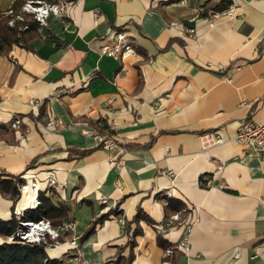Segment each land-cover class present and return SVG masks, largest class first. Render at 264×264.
I'll use <instances>...</instances> for the list:
<instances>
[{"label": "crops", "instance_id": "0c3cea01", "mask_svg": "<svg viewBox=\"0 0 264 264\" xmlns=\"http://www.w3.org/2000/svg\"><path fill=\"white\" fill-rule=\"evenodd\" d=\"M14 1L0 0V9ZM69 1L66 15L40 30L34 51L14 46L0 57V171L37 181L38 193L54 174L52 201L68 206L75 226L69 235L59 227L63 241L48 256L63 264L127 256L120 218L134 228L141 209L154 224L141 223L132 264L161 263L160 233L177 250L176 264H264V158L234 140L245 119L264 122V0H231L235 16L212 28L205 13L222 0ZM119 31L138 55L101 53ZM32 101L46 102L38 122L29 118L39 114ZM14 116L29 118L21 131L8 126ZM100 119L126 152L84 135L86 120ZM214 132L224 143L204 150L203 136ZM206 174L211 184L203 187ZM168 193L188 208L171 226ZM36 196L30 189L13 202L0 193V219L34 209ZM186 236L187 248H177Z\"/></svg>", "mask_w": 264, "mask_h": 264}, {"label": "built area", "instance_id": "2783aa9c", "mask_svg": "<svg viewBox=\"0 0 264 264\" xmlns=\"http://www.w3.org/2000/svg\"><path fill=\"white\" fill-rule=\"evenodd\" d=\"M71 2L69 0H37V1H27L26 4L22 7V13H19L15 16L16 20L23 21V13L32 15L33 19H35L41 26V31L49 25V20L51 17L63 18L67 11ZM236 12V7L234 5H230L227 9L223 11L217 10H209L205 13V22L209 28H212L216 25L218 20L223 17H234ZM6 14L13 15L14 11L10 8L6 11ZM94 22L97 24L101 17V12L99 10H95L94 13ZM11 26L14 24V20L9 23ZM173 26L176 23H172ZM188 33L190 36H195L196 31L194 29H189ZM101 53L104 55L112 56L116 59H122L130 56L138 55L137 50L132 45L130 39L127 34L124 32H117L114 35V38L111 42H107L102 46ZM226 66L223 64L217 65V71L223 73L225 71ZM43 104V101H32L31 106L33 109H38ZM29 119L28 117L22 116H14L8 122V126L10 129L15 131H21V129L25 126V120ZM59 123L53 118H49L46 122V126L49 129H57ZM1 126V123H0ZM85 129L83 130L84 135L93 137L96 141L97 146H100L102 149L107 151L118 150L120 153H124L127 151L126 145L120 143L116 138L111 137L107 134H100L97 129L93 126H90L88 123H85ZM203 149H207L212 145H221L224 143V139L219 132L208 133L203 136ZM235 142L250 149L258 154L259 157L264 158V122L257 123L252 121L251 119H245L238 127L237 134L234 138ZM118 166H122V160L117 161ZM221 168V166H220ZM167 175L172 177L174 173L168 172ZM25 181L24 184L20 186V193H24L28 190H33L37 192V196L34 200L35 208L40 205L39 194L38 193V182L37 181H27L22 177ZM47 188L43 192L46 197L51 196V191L57 188V180L54 174H49L46 178ZM211 184V179L207 180V186ZM167 196H171L170 193ZM23 211L18 218L21 220L24 213L27 211ZM170 224L174 221L180 220V214L176 213L170 217ZM120 221L123 225H125V220L120 218ZM169 224V225H170ZM63 229L66 235L74 233L75 226L72 221H69L63 224ZM61 233L59 228H54L51 222L47 219H41L39 221H20V225L17 228L15 235L8 238L9 242L14 240H18L22 243L29 244H40L47 243L48 241H54V244L57 245L60 242L58 241L59 237H61ZM188 238L187 236L184 240L177 246L179 249H186ZM70 246L75 249L77 252L79 251V239L75 235H72L69 239ZM175 247L168 248L164 251L162 260L160 264H173L172 258L174 255ZM239 255H236V258ZM76 260L79 261V257L76 256ZM111 264V263H106ZM229 264H233V261Z\"/></svg>", "mask_w": 264, "mask_h": 264}, {"label": "trees", "instance_id": "16d2710c", "mask_svg": "<svg viewBox=\"0 0 264 264\" xmlns=\"http://www.w3.org/2000/svg\"><path fill=\"white\" fill-rule=\"evenodd\" d=\"M27 1L37 0H15L11 9L14 11L13 15L6 14L8 10L0 9V57L8 54L14 46H19L27 50L34 51L36 41L41 38L40 24L33 19L32 15L23 13V21L16 20L15 16L22 13V7ZM231 5V0H222V3L217 11H223ZM14 20L13 26L9 23ZM138 53V51H137ZM139 54V53H138ZM46 113V102L39 107L38 116L33 114L29 115V118L38 122ZM90 126L97 129L100 134H107L111 137L114 136V132L108 125L107 120L100 119L98 121L86 120ZM101 148L100 146H98ZM127 148V146H126ZM211 175H203L200 177V184L203 187H207V180L211 179ZM25 181L22 176H14L0 171V193L10 198L13 202H16L20 197V186ZM40 205L34 209H28L21 220L23 221H39L41 219H47L51 222L54 228H59L63 225L64 221L68 219L69 208L67 205H55L52 201V196L46 197L43 193L39 194ZM165 211L166 218L170 219L171 214L174 213H187L188 208L184 202L171 196L165 197ZM113 212L119 215L118 204L114 208ZM106 216H103V220ZM16 215H13L10 220L0 219V264H63L59 259H52L48 256L46 248L49 244H54V241H48L47 243L29 244L22 243L18 240L12 242L8 241V238L15 235L17 228L21 221ZM154 224L148 215H146L141 209L138 210L134 223L135 227L131 228L125 221L124 231L128 237L127 247L130 248V252L127 256L120 254L116 259L108 261L111 264H132L134 260V248L136 245V237L142 235L141 223ZM172 224H170L171 226ZM93 225L90 231L93 230ZM59 242L63 241V236L59 237ZM158 243L168 249L174 246L170 245L160 233L158 237ZM177 250L174 251L172 258L173 264H176L178 258Z\"/></svg>", "mask_w": 264, "mask_h": 264}]
</instances>
